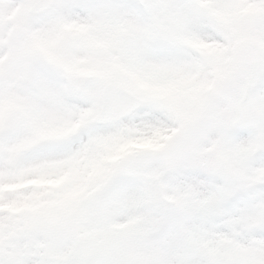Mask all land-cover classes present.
<instances>
[{
    "label": "snow or ice",
    "instance_id": "6c2138e0",
    "mask_svg": "<svg viewBox=\"0 0 264 264\" xmlns=\"http://www.w3.org/2000/svg\"><path fill=\"white\" fill-rule=\"evenodd\" d=\"M0 264H264V0H0Z\"/></svg>",
    "mask_w": 264,
    "mask_h": 264
}]
</instances>
